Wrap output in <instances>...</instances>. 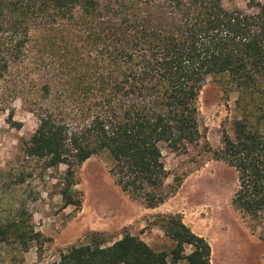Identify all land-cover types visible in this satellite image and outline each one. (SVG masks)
I'll return each instance as SVG.
<instances>
[{
  "label": "trees",
  "instance_id": "trees-1",
  "mask_svg": "<svg viewBox=\"0 0 264 264\" xmlns=\"http://www.w3.org/2000/svg\"><path fill=\"white\" fill-rule=\"evenodd\" d=\"M252 9L223 0H0V112L17 123L21 99L36 117L22 149L48 167L67 166L65 206L83 203L76 167L107 155L115 183L155 208L180 185L166 183L163 151L200 141L199 97L219 78L238 93V116L214 157L238 174L233 206L264 224V4ZM47 59L55 88L32 78ZM9 188L3 182L2 192ZM157 223L175 242L171 252L131 233L110 245L92 234L52 264H211L209 241L181 213L158 214ZM40 236L24 206L0 214V243L25 252Z\"/></svg>",
  "mask_w": 264,
  "mask_h": 264
},
{
  "label": "rangeland",
  "instance_id": "rangeland-1",
  "mask_svg": "<svg viewBox=\"0 0 264 264\" xmlns=\"http://www.w3.org/2000/svg\"><path fill=\"white\" fill-rule=\"evenodd\" d=\"M258 1L264 4V0H223V4L253 11ZM44 65L32 78L38 85L44 83L41 78H49L55 88V61L47 59ZM237 98L238 93L221 79L206 80L198 102L201 139L183 151L164 149L166 183L180 185L155 208L130 197L115 183L107 155H94L76 167L74 189L82 192L83 203L80 208L65 206L61 190L68 182L67 166L48 167L43 160L25 156L22 140L31 137L38 123L29 107L15 100L17 123L9 122L8 111L0 112V214L4 217L12 205L24 206L33 214L41 236L25 252L19 243H0V264H52L61 250L89 242L92 234L110 245L131 233L156 250L171 252L175 242L157 223V215L167 213H181L184 222L209 241L211 264H264V224L233 206L238 174L213 153L238 116ZM20 179L24 181L16 184ZM3 182L10 185L5 193Z\"/></svg>",
  "mask_w": 264,
  "mask_h": 264
}]
</instances>
